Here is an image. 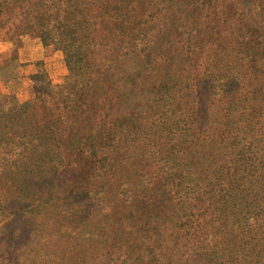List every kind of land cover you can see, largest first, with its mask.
I'll use <instances>...</instances> for the list:
<instances>
[{"label":"rangeland","instance_id":"374dc122","mask_svg":"<svg viewBox=\"0 0 264 264\" xmlns=\"http://www.w3.org/2000/svg\"><path fill=\"white\" fill-rule=\"evenodd\" d=\"M167 3L5 7L0 95L29 101L51 84L62 102L63 85L80 87L88 77L90 87L118 95L109 121L90 132L113 141L79 156L67 171L72 196L21 224L0 264H264V0L174 3L159 41L146 21ZM74 10L82 21L86 15L79 27ZM124 19L135 26L127 39L117 30ZM73 28L75 42L41 41ZM66 43L78 72L66 64ZM110 74L115 84L104 82Z\"/></svg>","mask_w":264,"mask_h":264},{"label":"trees","instance_id":"16d2710c","mask_svg":"<svg viewBox=\"0 0 264 264\" xmlns=\"http://www.w3.org/2000/svg\"><path fill=\"white\" fill-rule=\"evenodd\" d=\"M15 1L17 0H0V16L5 7ZM167 2L164 11L155 12L157 18L153 16L154 18L146 21L145 29L149 26V30L155 31L160 36L159 41L164 37L163 27L171 21L163 15L172 11L170 15L174 16L178 12L173 11L174 3L189 7L192 0ZM81 14L83 16V10ZM71 16L77 27L86 19L84 15L82 21L76 15V10L71 12ZM69 24L73 25L70 22ZM75 29L71 30V34L62 36H41V41L46 43L50 39V43L46 44L52 43L58 47L67 39L75 42L78 39ZM117 30L127 39L131 36L129 31L135 30V26L133 21L119 20ZM142 53L145 58L152 60V53L144 49ZM64 55L69 71L78 72L77 65L72 60V48L68 43L64 47ZM1 57L17 58L14 53ZM123 58V54L119 56L118 68L122 70ZM34 78L33 75L32 79ZM87 80L80 87L63 85L60 91L64 90L67 98L62 102H54L56 91L51 84L37 88L38 93L29 101L22 102L12 94L0 95V256L8 243L19 237L21 224L45 208L60 202L64 196H72L74 191L68 190L67 171L78 162L79 156L85 151L92 156L97 155L113 141L109 134L97 139L90 132H94L103 122L109 121L106 112L115 106L113 99L118 94L109 96L105 84L90 87ZM106 81L111 85L117 82L112 74L104 82ZM42 93L45 95L42 96ZM75 96L81 103L74 102ZM51 106H55V109H51ZM103 116L104 121H99L95 127L97 120ZM101 139L104 141L102 148L98 142ZM74 186L80 190L79 178L75 180Z\"/></svg>","mask_w":264,"mask_h":264}]
</instances>
